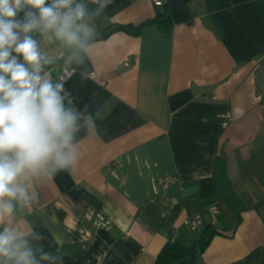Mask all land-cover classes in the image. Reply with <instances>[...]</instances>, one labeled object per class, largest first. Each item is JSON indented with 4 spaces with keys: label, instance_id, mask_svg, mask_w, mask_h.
<instances>
[{
    "label": "crops",
    "instance_id": "1",
    "mask_svg": "<svg viewBox=\"0 0 264 264\" xmlns=\"http://www.w3.org/2000/svg\"><path fill=\"white\" fill-rule=\"evenodd\" d=\"M161 1L110 0L89 21L104 36L81 64L34 34L62 56L45 71L97 126L78 134L75 169L29 181L33 200L16 207L12 226L37 259L40 249L55 257L40 264H153L170 239L190 247L206 227L216 234L193 264H264V0H189L190 18L169 35L102 32L163 13ZM61 65L74 70L63 81ZM163 176L175 177L166 189ZM207 178L213 190L201 196ZM97 213L108 229L93 226ZM194 213L202 225L192 230L184 220Z\"/></svg>",
    "mask_w": 264,
    "mask_h": 264
},
{
    "label": "clouds",
    "instance_id": "2",
    "mask_svg": "<svg viewBox=\"0 0 264 264\" xmlns=\"http://www.w3.org/2000/svg\"><path fill=\"white\" fill-rule=\"evenodd\" d=\"M92 2L90 9L85 0H0V264L55 260L43 249L38 260L12 217L18 205L33 200L29 181L75 169L78 134L97 126L87 105L82 113L64 83L45 71L58 57L34 34L83 63L98 36L89 21L110 0Z\"/></svg>",
    "mask_w": 264,
    "mask_h": 264
},
{
    "label": "trees",
    "instance_id": "3",
    "mask_svg": "<svg viewBox=\"0 0 264 264\" xmlns=\"http://www.w3.org/2000/svg\"><path fill=\"white\" fill-rule=\"evenodd\" d=\"M169 3L170 0H166L164 12L151 19H147L137 25L108 24L102 29V32L108 35L120 31L132 36H137L143 28L147 26H156L163 34L169 35L174 25V21L169 14ZM57 62L61 64V59L57 60ZM199 190L201 196L210 194L213 190L212 179H201L199 181ZM207 228L208 227L203 229L198 239L190 247L180 245L174 241L167 242L158 253L153 264H193L198 256L204 252L210 239L216 234L214 230L208 233Z\"/></svg>",
    "mask_w": 264,
    "mask_h": 264
},
{
    "label": "built area",
    "instance_id": "4",
    "mask_svg": "<svg viewBox=\"0 0 264 264\" xmlns=\"http://www.w3.org/2000/svg\"><path fill=\"white\" fill-rule=\"evenodd\" d=\"M156 5H162V1L161 0H152ZM56 57H58L57 60L61 59L62 56L61 55H55ZM73 69L70 67H67L65 65H61L60 68V73H59V80L63 81L65 79H67L72 73H73ZM90 77L94 78L95 77V73H90ZM175 181V177L173 176H163V177H159L157 179V185L163 189L168 188V186L170 184H172ZM210 216L211 219L214 220L215 216H216V210L215 209H210ZM92 224L93 226L97 227V228H104V229H108L111 226V221L106 218L103 214L101 213H97L94 215L93 219H92ZM184 224L187 225L190 229L195 230L196 228H198L199 226L202 225V219L200 217V214L198 213H194L193 215L187 217L184 220ZM172 237H174L175 235H177V231L174 229L172 230ZM170 241H172L170 239Z\"/></svg>",
    "mask_w": 264,
    "mask_h": 264
},
{
    "label": "water",
    "instance_id": "5",
    "mask_svg": "<svg viewBox=\"0 0 264 264\" xmlns=\"http://www.w3.org/2000/svg\"><path fill=\"white\" fill-rule=\"evenodd\" d=\"M189 0H170L169 3V14L174 21V23H179L182 21H187L190 18V15L188 13V10L186 8V3ZM104 35L99 34L96 38L99 39L103 37ZM197 191V186H190L184 190L186 194L193 193Z\"/></svg>",
    "mask_w": 264,
    "mask_h": 264
},
{
    "label": "rangeland",
    "instance_id": "6",
    "mask_svg": "<svg viewBox=\"0 0 264 264\" xmlns=\"http://www.w3.org/2000/svg\"><path fill=\"white\" fill-rule=\"evenodd\" d=\"M258 91L264 101V61L261 63L258 71Z\"/></svg>",
    "mask_w": 264,
    "mask_h": 264
}]
</instances>
